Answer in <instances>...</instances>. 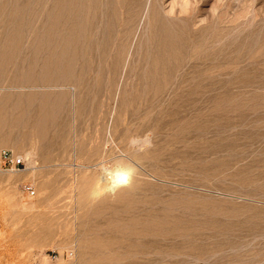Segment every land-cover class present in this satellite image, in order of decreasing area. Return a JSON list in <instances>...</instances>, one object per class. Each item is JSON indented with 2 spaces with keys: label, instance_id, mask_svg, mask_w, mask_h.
Segmentation results:
<instances>
[{
  "label": "rangeland",
  "instance_id": "1",
  "mask_svg": "<svg viewBox=\"0 0 264 264\" xmlns=\"http://www.w3.org/2000/svg\"><path fill=\"white\" fill-rule=\"evenodd\" d=\"M3 149L0 264H264V0H0Z\"/></svg>",
  "mask_w": 264,
  "mask_h": 264
},
{
  "label": "bare ground",
  "instance_id": "2",
  "mask_svg": "<svg viewBox=\"0 0 264 264\" xmlns=\"http://www.w3.org/2000/svg\"><path fill=\"white\" fill-rule=\"evenodd\" d=\"M84 48L87 50V46ZM132 171L133 167L128 163L116 162L109 166L102 165L100 173L98 172L100 175L94 178L91 196H97L105 191L113 192L116 189L126 188L130 184Z\"/></svg>",
  "mask_w": 264,
  "mask_h": 264
},
{
  "label": "built area",
  "instance_id": "3",
  "mask_svg": "<svg viewBox=\"0 0 264 264\" xmlns=\"http://www.w3.org/2000/svg\"><path fill=\"white\" fill-rule=\"evenodd\" d=\"M22 163V159L11 151L6 149L0 151V169H3L4 166L10 169H16ZM27 189L30 190V187H27ZM30 193L32 194L33 191L31 190Z\"/></svg>",
  "mask_w": 264,
  "mask_h": 264
},
{
  "label": "crops",
  "instance_id": "4",
  "mask_svg": "<svg viewBox=\"0 0 264 264\" xmlns=\"http://www.w3.org/2000/svg\"><path fill=\"white\" fill-rule=\"evenodd\" d=\"M31 155H33V151H32V150L27 151V152L25 153L24 156H25V158L29 159ZM28 156H29V157H28ZM31 157L33 158V156H31ZM31 161H32V163H33V165H32V169L34 170V169H35V166H34L35 161H34V160H31Z\"/></svg>",
  "mask_w": 264,
  "mask_h": 264
},
{
  "label": "clouds",
  "instance_id": "5",
  "mask_svg": "<svg viewBox=\"0 0 264 264\" xmlns=\"http://www.w3.org/2000/svg\"><path fill=\"white\" fill-rule=\"evenodd\" d=\"M149 143H150V134H149Z\"/></svg>",
  "mask_w": 264,
  "mask_h": 264
}]
</instances>
